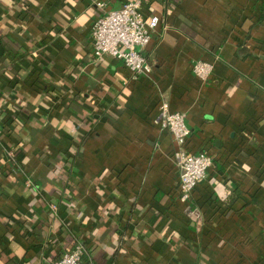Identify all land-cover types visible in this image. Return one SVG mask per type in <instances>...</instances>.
<instances>
[{"label": "crops", "instance_id": "0c3cea01", "mask_svg": "<svg viewBox=\"0 0 264 264\" xmlns=\"http://www.w3.org/2000/svg\"><path fill=\"white\" fill-rule=\"evenodd\" d=\"M127 1L0 0V264H264V0L144 1L137 79L92 47ZM162 100L214 161L189 199Z\"/></svg>", "mask_w": 264, "mask_h": 264}, {"label": "built area", "instance_id": "2783aa9c", "mask_svg": "<svg viewBox=\"0 0 264 264\" xmlns=\"http://www.w3.org/2000/svg\"><path fill=\"white\" fill-rule=\"evenodd\" d=\"M143 5V0H131L119 9L108 10L105 3L97 2L102 12L95 18L91 31L94 55L97 58L111 56L120 60L135 79L152 72L151 63L139 48L148 45L151 33L162 23L159 14L147 15ZM163 28L168 29V25L165 24ZM193 71L199 78L206 80L211 76L213 67L209 62L197 61ZM158 122L173 137L182 198L189 199L197 185L207 177L214 163L213 158L206 152H191L187 149L191 129L186 122V114L173 111L167 100L160 103ZM52 208L56 209V205H52ZM85 251V246L78 244L52 264H84Z\"/></svg>", "mask_w": 264, "mask_h": 264}, {"label": "trees", "instance_id": "16d2710c", "mask_svg": "<svg viewBox=\"0 0 264 264\" xmlns=\"http://www.w3.org/2000/svg\"><path fill=\"white\" fill-rule=\"evenodd\" d=\"M144 1H146V0H143V4H144ZM20 113L22 114V111H20Z\"/></svg>", "mask_w": 264, "mask_h": 264}]
</instances>
